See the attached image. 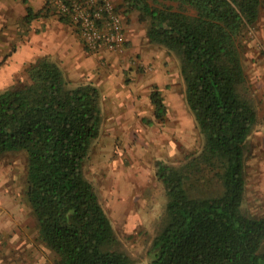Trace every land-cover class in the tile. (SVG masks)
<instances>
[{
  "label": "trees",
  "instance_id": "trees-1",
  "mask_svg": "<svg viewBox=\"0 0 264 264\" xmlns=\"http://www.w3.org/2000/svg\"><path fill=\"white\" fill-rule=\"evenodd\" d=\"M263 1L117 4L125 20L138 11L149 41L179 57L186 101L203 136L199 151L179 164H156L167 204L146 263L126 251L84 174L103 124L100 89L91 82L72 85L43 57L25 68V84L0 91V157L26 153L27 199L55 264H264V216L245 208L247 139L259 122L247 30L258 24ZM48 10L28 8V22ZM150 99L163 119L162 92L154 89Z\"/></svg>",
  "mask_w": 264,
  "mask_h": 264
},
{
  "label": "rangeland",
  "instance_id": "rangeland-1",
  "mask_svg": "<svg viewBox=\"0 0 264 264\" xmlns=\"http://www.w3.org/2000/svg\"><path fill=\"white\" fill-rule=\"evenodd\" d=\"M260 15L264 17V1ZM1 16L0 13V91L25 84L28 81L25 68L32 63L25 58L19 60L21 46L27 41L22 38L27 24L16 22L11 27L13 35L9 37ZM138 16V11L131 12L126 17L125 25H132L139 33H146L148 22H140ZM259 23L247 30L246 59L250 60H247L249 71L250 64L253 65L255 61L251 53L260 54L264 49V41H261L263 26L260 20ZM160 49L162 53L159 58L166 68L164 75L154 72L156 69L153 70V64L149 63L150 58L140 60L138 65L136 61L141 55L134 59L130 55L129 60L122 61L134 66L133 72H136L132 76L129 69L124 70V82L130 84L112 113L113 117H108L104 112L106 117L100 136L84 163V174L93 184L124 248L133 259L142 263L149 260L147 252L167 204L164 186L156 175L157 162L179 164L203 145V136L186 101L180 59L174 52L164 47ZM103 54L100 56L106 61L108 54ZM145 67L153 72H148ZM12 68L17 69L14 71ZM157 74L164 78L157 79ZM71 84L76 85L74 82ZM155 86L161 90L166 105L163 119L156 118L151 99L144 98L145 93L150 96ZM111 100L109 97L105 100L101 92L103 111L105 108L110 113L112 107L108 101ZM255 105L259 112L263 109L260 104ZM131 108L134 116L125 118L120 124L122 120L118 122L115 113L127 115ZM262 111L259 113L261 119L247 139L245 208L256 217L264 216ZM27 165L24 151H9L0 157V264H55L57 255L41 241L27 199Z\"/></svg>",
  "mask_w": 264,
  "mask_h": 264
},
{
  "label": "crops",
  "instance_id": "crops-1",
  "mask_svg": "<svg viewBox=\"0 0 264 264\" xmlns=\"http://www.w3.org/2000/svg\"><path fill=\"white\" fill-rule=\"evenodd\" d=\"M114 1L116 4H119L122 0ZM48 2L49 0H0L1 19L5 23L6 35H9V37L13 35L11 27L16 22H25L27 24V29L22 32V38L27 41L21 46L22 52L20 54L21 57L19 56L20 61H22V58H25L27 62H34L39 58L47 57L60 66L65 77L69 81L76 83V85L91 82L100 89L105 100H107L108 97L110 99L112 98L111 101H108L112 107L110 113L104 108L103 124L105 123L106 117L104 116V112L108 117H113L111 116L112 113L120 104L124 96L123 93L125 92V88L130 84L124 82L126 74L124 70L129 69V72L131 71L130 75L132 76L136 72H133L134 66L132 67L130 64L128 65L124 62L122 63V61L129 60L130 55H133V59L141 55V58L136 61V65H138L140 60H147L150 58L151 60L149 63L153 64V70L156 69L154 72H159L164 75L163 70H166V68L162 59L159 58V55L162 53L161 47L149 41L147 32L139 33L134 30L132 25H125L127 42L124 51L122 53L107 52L108 55L106 61H104V57L100 56L104 55V52L97 54L89 53L82 43L76 28L70 23L62 21L56 12V8ZM46 7L49 9L47 13L45 11L43 12L46 15H38L35 19L28 22V8H31L35 13H40ZM259 20L263 26L264 32V17L260 15ZM259 24L258 21V25ZM36 26H39V28H36ZM262 38L261 41H264V33ZM127 46H130V49H127ZM126 51L128 56H126L127 54L125 55ZM261 51V53L259 52L260 54H258V52L257 54L251 53V57L252 55L255 56V61L253 65L250 64L249 81L252 86L254 104H260V106L263 107V111H261L264 113V49ZM246 60L250 61L249 58ZM164 61H166L165 57ZM22 63L23 62H21V64ZM145 68L147 69L148 67ZM12 69L15 71L17 68ZM147 70L148 72H153L152 70L150 71V69ZM157 77L156 78L159 80L164 78V76H159L158 74ZM156 88L158 87L155 86L154 89ZM144 98L149 99L150 96L145 93ZM256 110L259 119H261L259 114L261 111L259 112V108H256ZM115 114L116 117H118V122L122 120L120 124L123 120H126L125 118L134 116L132 108L127 115Z\"/></svg>",
  "mask_w": 264,
  "mask_h": 264
},
{
  "label": "built area",
  "instance_id": "built-area-1",
  "mask_svg": "<svg viewBox=\"0 0 264 264\" xmlns=\"http://www.w3.org/2000/svg\"><path fill=\"white\" fill-rule=\"evenodd\" d=\"M70 17L89 53H122L126 46L124 13L114 0H49Z\"/></svg>",
  "mask_w": 264,
  "mask_h": 264
}]
</instances>
